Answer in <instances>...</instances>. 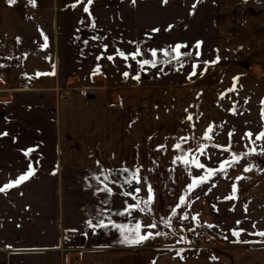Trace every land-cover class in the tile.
I'll use <instances>...</instances> for the list:
<instances>
[{"label":"rangeland","instance_id":"rangeland-1","mask_svg":"<svg viewBox=\"0 0 264 264\" xmlns=\"http://www.w3.org/2000/svg\"><path fill=\"white\" fill-rule=\"evenodd\" d=\"M4 1L12 7L4 10L3 27L10 29L9 19L15 18L16 37L11 39L17 47L20 80L35 81L32 85L41 87L58 82L61 88L66 74L74 73L81 80L97 69L111 83L139 79L184 83L200 78L219 85L225 104L235 108L227 110L228 143H249L259 129L257 124L261 122L256 123L254 113L260 115L264 98V0H93L90 5L88 0H35V6L30 0ZM86 5L88 12L84 11ZM8 36L12 37L9 30L2 35L4 40ZM197 42L199 48L195 47ZM176 45L182 46L177 50L179 56L173 50ZM220 49L226 56L225 63L217 57ZM121 52L124 56L119 55ZM144 60L149 63L144 64ZM235 60H239L240 68L230 64ZM153 64L173 69L155 72ZM216 67L221 69L215 70ZM234 85L235 90L228 91ZM32 99L24 97L20 103L31 104ZM34 109L39 111L35 113L38 124L29 121L31 113L19 115L17 103L13 109L0 111V134L7 133L0 135V161L3 159L4 165L2 171L0 164V187L26 173L29 164L35 170L28 180L0 192V264H70L78 250L114 245L137 247L138 244H92L89 239L84 241L86 244H74V229L90 228L89 224H80L87 220L81 216L84 205L88 206L86 214L89 207L99 205L101 209L104 205L109 208L105 210L110 220L118 221L114 214L124 212L120 205L125 203L126 179H117V174L106 175L115 181L103 186L105 176H96V186L89 171L66 175L64 170L38 167L42 163L33 162L30 152L22 160L27 145V150L33 149L31 154L37 148L47 160L54 161L49 154L52 148L47 144V113L39 107ZM25 124H34L39 132L32 126L25 128ZM20 134L31 139H23L25 144H20ZM1 152H5L4 156ZM52 152L59 156L57 146ZM24 160L29 162L24 165ZM238 213L225 205L218 217L226 222L240 221ZM60 219L62 231L57 223ZM185 226L186 242L177 244L183 248L158 247L152 250L148 264H156L157 259L175 251L179 258L180 251L193 257L181 264H264V236L257 234L258 230L253 236L247 233L248 238L232 233L224 238L209 231L220 244L198 248L184 246L198 230L197 226ZM109 230V239H113L116 230L112 226Z\"/></svg>","mask_w":264,"mask_h":264},{"label":"crops","instance_id":"crops-1","mask_svg":"<svg viewBox=\"0 0 264 264\" xmlns=\"http://www.w3.org/2000/svg\"><path fill=\"white\" fill-rule=\"evenodd\" d=\"M11 7V4L0 0V111L8 107L13 109L17 103L19 115L31 113L29 121L36 124L39 118L35 113L39 111L34 108L39 107L41 112L47 113V144L52 148L49 154L54 161L47 160L43 151L36 148L33 154V151L29 153L33 155V162L42 163L38 167L64 170L66 175L89 171L95 177L92 183L96 186H99L96 176H105L103 186L105 183L114 184L115 178L109 177L113 174H117V179H126L123 188L125 203L120 205L124 212L114 214L118 221L110 220L111 216L105 210L109 208L104 205L101 209L99 205L89 207V214H86L88 206L84 205L81 216L87 220L80 224L91 221L92 227L74 229V244H86L84 241L87 239L92 244H132L122 241L126 236L129 240L137 238V224L141 235L152 233L151 238L137 247L114 245L78 250L73 254L79 255L80 264H148L152 250L158 247L183 248L177 246L184 239L177 229H187L185 225L208 227L212 233L224 238L231 237L232 230L239 231L242 237L264 230V138L257 139L264 132L262 102L260 115L254 114L256 123L263 124H257L259 129L249 143H228L225 121L227 110L232 108L225 104L219 85L202 82L200 78L184 83H151L141 79L111 83L101 71H92L81 80L80 76L70 73L65 75L66 83L63 85L70 87V98L56 106L54 88H58V82L41 87L32 85L35 82L32 80L26 83L22 76L24 82L20 80L17 47L11 39L16 37L15 18L9 19L10 29L3 27L4 10ZM8 30L12 37L4 40L2 35ZM222 52L220 49L217 57L220 63H225L226 56ZM238 61L230 64L238 67ZM152 69L159 72L173 68L157 65ZM219 69L221 67L215 70ZM58 77L59 73L55 81ZM30 96L33 97L32 103L21 105L23 98ZM30 126L34 128V124H25V128ZM210 127L212 130L209 132ZM34 129L39 132V129ZM19 138L20 144H25L22 140L31 139V136L20 134ZM35 142L39 144L38 140ZM177 144L179 148L175 147ZM26 146L22 160L28 151ZM55 146L59 156L52 152ZM225 161L231 163L221 170ZM27 162L24 160V165ZM195 162L204 167H196ZM0 164L2 169L3 159ZM209 169L213 170L211 175ZM205 176L208 178L203 183L189 191L188 185L194 179ZM233 185L236 186L235 192ZM150 195L151 201L145 203ZM181 196L185 198L183 204ZM230 196L234 198L225 199ZM225 205L239 211L240 224L220 220L218 216ZM81 206L83 208V204ZM100 211L105 214H99ZM101 223L106 226L98 227ZM153 224L155 227H148ZM242 224L250 228H244ZM111 226L116 230L113 239H109ZM58 228L61 231L64 228L61 219ZM157 232L161 235H156ZM175 252L157 259L156 264L162 261L181 264L193 258L183 251H180L179 258Z\"/></svg>","mask_w":264,"mask_h":264},{"label":"snow or ice","instance_id":"snow-or-ice-1","mask_svg":"<svg viewBox=\"0 0 264 264\" xmlns=\"http://www.w3.org/2000/svg\"><path fill=\"white\" fill-rule=\"evenodd\" d=\"M30 2L31 3H33V5L35 6V0H30ZM77 2H79V0H77ZM93 2V0H88V4L90 5L91 3ZM133 2H135V0H133ZM9 3H15V0H9ZM73 7H75V5H73ZM88 6L86 5L85 7H84V11L85 12H88ZM154 31H157V30H154ZM46 46V45H45ZM182 46L181 45H176V48L175 49H173L174 51H177L179 48H181ZM195 47H197V48H199L200 47V42H197V44L195 45ZM197 55H199V53L197 52L196 53ZM119 55H121V56H124V53H119ZM153 55H155V52H153ZM180 55V53L177 51V56H179ZM108 59H112V57H108ZM215 61H213V63H214ZM143 63L144 64H148L149 63V61L148 60H144L143 61ZM205 63H208V62H205ZM153 66H155V64H153ZM194 68H195V65L193 66ZM96 71H99V69H97ZM47 74H54V73H46L45 75H47ZM195 74V72L193 73V75ZM124 75L125 76H127L128 74L127 73H124ZM235 80H238V77L237 78H234V81ZM235 90V85H234V87L233 88H231V89H229L228 91H234ZM222 97H223V94H222ZM262 105H264V101H262ZM232 111H235V108H233L232 109ZM262 116H264V110H262ZM189 119H191V117H189ZM212 129H211V127L208 129V131L210 132ZM0 135H7V133H3V134H0ZM229 135H231V133L229 134ZM246 135H251V133H247ZM206 136H207V132H206ZM261 138H264V132H262V133H260L258 136H257V139H261ZM185 139H187V138H185ZM175 147H177V148H179L180 147V145L179 144H177ZM31 151H33V149H29L28 151H26L25 152V155H28V152H31ZM177 159H179V158H177ZM184 163H188V161L187 160H184ZM196 163V167H198V168H203L204 166L202 165V164H200V163H198V162H195ZM231 162H229V161H225V162H223L222 163V165H221V170H223L224 169V167L226 166V165H229ZM249 169H245V171H248ZM34 169L32 168V165L31 164H29V168H28V170H27V172L26 173H24V174H22L21 176H19L15 181H13V182H9L8 184H5L3 187H0V192H3V191H5L7 188H10V187H14L15 185H18V184H20V183H22V182H24V181H26V180H28L33 174H34ZM209 171V175H211L212 173H213V170H211V169H209L208 170ZM208 177L207 176H205V177H200V178H196V179H194L193 180V182H192V184H190V185H188V189H189V191H191L193 188H195L197 185H198V183H203L204 182V180H206ZM237 179H240V177H237ZM236 191V186L235 185H233V192H235ZM149 192H151V189L149 188ZM232 198H234V197H226L225 199H232ZM151 201V195L149 196V201H146L145 203H148V202H150ZM180 201H181V204H183L184 202H185V198L183 197V196H181V198H180ZM177 207H179V205H177ZM173 214H175V210L173 209ZM186 218V217H185ZM193 219H195V217H193ZM89 223V227H92V224H91V221H89L88 222ZM241 222L240 221H237V224H240ZM98 227H105L106 225H104L103 223H101V224H99V225H97ZM148 227H155V224H153V225H149ZM209 227H212V225H209ZM140 225L139 224H137V226H136V229H135V232H136V234H137V238L136 239H131V240H129L128 239V237L126 236L125 237V239H124V241H122V242H128V243H132V244H139V243H142V242H144L145 240H148L149 238H151L152 237V233H147V234H144V235H141L140 234ZM241 231H242V229H241ZM239 234H240V232L239 231H236V230H232V235L233 236H239ZM259 235H261V236H264V232H260V233H258ZM156 235H161V233H159V232H157L156 233ZM226 238V237H225ZM244 243H247V241H243Z\"/></svg>","mask_w":264,"mask_h":264},{"label":"built area","instance_id":"built-area-1","mask_svg":"<svg viewBox=\"0 0 264 264\" xmlns=\"http://www.w3.org/2000/svg\"><path fill=\"white\" fill-rule=\"evenodd\" d=\"M70 98V87L67 88H57L55 90V103L56 106H58L60 103L68 101ZM59 223V221H58ZM180 236H182L184 239L181 241L186 242V229L185 228H178L177 229ZM189 238L190 243L184 244V246H190V247H198V248H204L210 245H218L220 244L219 241L215 238V236L210 233L206 232L204 234H201L200 232L193 233ZM70 264H80V257L79 255L73 256L72 260L70 258Z\"/></svg>","mask_w":264,"mask_h":264},{"label":"trees","instance_id":"trees-1","mask_svg":"<svg viewBox=\"0 0 264 264\" xmlns=\"http://www.w3.org/2000/svg\"><path fill=\"white\" fill-rule=\"evenodd\" d=\"M209 231H210V229L207 227H198V232H200L201 234H204V233L209 232Z\"/></svg>","mask_w":264,"mask_h":264},{"label":"bare ground","instance_id":"bare-ground-1","mask_svg":"<svg viewBox=\"0 0 264 264\" xmlns=\"http://www.w3.org/2000/svg\"><path fill=\"white\" fill-rule=\"evenodd\" d=\"M56 90V89H55Z\"/></svg>","mask_w":264,"mask_h":264}]
</instances>
